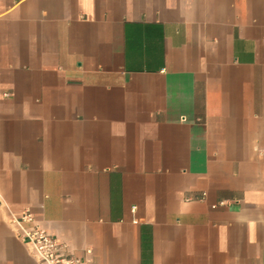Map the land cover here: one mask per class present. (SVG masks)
Listing matches in <instances>:
<instances>
[{
    "label": "crops",
    "instance_id": "obj_1",
    "mask_svg": "<svg viewBox=\"0 0 264 264\" xmlns=\"http://www.w3.org/2000/svg\"><path fill=\"white\" fill-rule=\"evenodd\" d=\"M23 210L87 264H264V0H0V264Z\"/></svg>",
    "mask_w": 264,
    "mask_h": 264
},
{
    "label": "built area",
    "instance_id": "obj_2",
    "mask_svg": "<svg viewBox=\"0 0 264 264\" xmlns=\"http://www.w3.org/2000/svg\"><path fill=\"white\" fill-rule=\"evenodd\" d=\"M12 222L18 226L19 237L31 248L40 264H87L39 225L31 211L23 210L12 217Z\"/></svg>",
    "mask_w": 264,
    "mask_h": 264
}]
</instances>
